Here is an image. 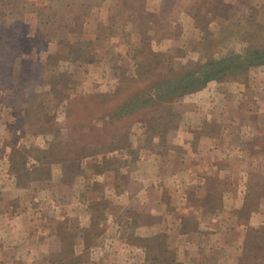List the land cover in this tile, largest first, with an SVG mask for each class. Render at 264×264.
<instances>
[{
    "label": "rangeland",
    "instance_id": "rangeland-1",
    "mask_svg": "<svg viewBox=\"0 0 264 264\" xmlns=\"http://www.w3.org/2000/svg\"><path fill=\"white\" fill-rule=\"evenodd\" d=\"M256 48L264 0H0V264H264V63L106 116L150 78ZM200 135L220 150L196 165L227 174L170 191L161 222L148 189ZM14 229L24 254L1 245Z\"/></svg>",
    "mask_w": 264,
    "mask_h": 264
},
{
    "label": "trees",
    "instance_id": "trees-1",
    "mask_svg": "<svg viewBox=\"0 0 264 264\" xmlns=\"http://www.w3.org/2000/svg\"><path fill=\"white\" fill-rule=\"evenodd\" d=\"M263 63L264 50L256 48L245 55H233L231 53L219 61L210 59L203 65L195 64L189 67L183 66L179 70H169L160 78L148 79V83L142 89H136L131 95L123 99L114 98L111 102L112 107L106 111V116L110 122L115 123L125 117L141 114L151 108L169 105L175 98L206 86L210 80L222 79L231 75L230 72L245 68L248 65ZM221 74L223 76H219ZM176 115L168 112L165 117L173 118ZM162 118L164 115H160L158 120ZM159 127L152 125L151 130H157Z\"/></svg>",
    "mask_w": 264,
    "mask_h": 264
},
{
    "label": "crops",
    "instance_id": "crops-1",
    "mask_svg": "<svg viewBox=\"0 0 264 264\" xmlns=\"http://www.w3.org/2000/svg\"><path fill=\"white\" fill-rule=\"evenodd\" d=\"M209 136L210 135H207V136L200 135L199 138H195L193 136L192 140L196 139L200 143L197 148L193 149V154H194L193 157H197V158H195V159H189L188 158L190 160V162H188V160H187V162H188L187 165L188 166L182 167L180 165L181 168L179 167V164L181 162L176 160V163H177V165L175 164L176 168L175 169H171V171L167 172V174L164 176L165 178L161 179L162 182H160V187H158V186L153 187V185H156V184H153L152 187H150V189H148V193H150L153 196V199H151V201H153L155 203L156 207L159 208L160 210H162L163 208L166 209V212L164 214H162L163 217L159 219L161 222H165L169 218V211L167 210L168 206L166 207V204H163V199H164V201L168 199V194H171L170 191H173V192H175L178 195L181 194V193H179V191H183V189L189 190L188 195H189L191 190H192V192L198 191V190L201 192L202 190L211 188V185H217L216 183H204L203 182L204 181L203 180V175L205 177H208L209 175H207V174H210V176H209L210 179L211 180H216L219 183V181L217 180V177H218L217 174H219L220 175L219 177H221V178H223L221 176V174H227V173H225L226 168L225 167H220L219 169H217L216 163H214V164L211 163L210 166H200V165L197 166L196 165V163L199 162L200 158L203 156V155H201L202 154L201 148H202L203 144L204 145H210L212 147L211 148V152L209 154L213 153L211 155L214 156V157H215L216 151L220 150V146L218 147V145H217L216 147H214V145H211L212 140H211V138ZM219 152L220 151H218V153ZM199 155H201V156H199ZM224 155H225V153L223 154V156ZM191 173H193V174H191ZM190 175H192V177ZM196 175H197V177H196ZM187 176L190 179L186 180ZM222 183H226V182H222ZM151 190L153 191V193H151ZM231 192L232 191H228V190H226L224 188H221L220 199H222L223 201H221L219 204H222V202L226 203L225 200H227V198H225V196L228 193H231ZM157 193L159 195V199L157 198V196L154 198V194H157ZM228 197L233 198V195L232 194H228ZM195 198L197 200V197H195ZM198 199L201 200L202 197H200ZM230 200L232 201V199H230ZM183 204H185V202ZM195 204H196V202H195ZM163 205H164V207H162ZM210 205H214L213 202L210 203ZM224 206H225V204H224ZM182 209H184V207H182ZM181 212H184V210L181 211ZM217 214L220 215V212L219 213H215L214 212L212 216H215ZM65 216H67V215H65ZM0 218H1V220H3L4 218H7V217H0ZM161 226H163V223H161ZM20 230H22V229H17V230L14 229V230L10 231L9 233H7V237H6V235H4V236H2V240H1V245H2V242H3V245L7 246V244H8L7 239L12 240V239L20 238L19 242L14 241V243L16 245H14L13 248L16 250V254L17 253L24 254L23 251H22V248H21V246H22L21 245V239L23 238V235H21V233L18 234V235L14 234V232H18ZM11 233H13V234H11ZM9 234H11V236L8 237ZM20 235H21L22 238L19 237Z\"/></svg>",
    "mask_w": 264,
    "mask_h": 264
}]
</instances>
